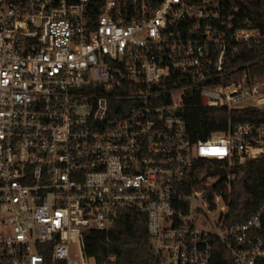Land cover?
Instances as JSON below:
<instances>
[{
    "label": "built area",
    "instance_id": "1",
    "mask_svg": "<svg viewBox=\"0 0 264 264\" xmlns=\"http://www.w3.org/2000/svg\"><path fill=\"white\" fill-rule=\"evenodd\" d=\"M263 43L227 0H0V264H98L85 232L130 210L160 264H209L213 238L261 264L264 205L227 215L264 123L194 140L183 109L264 110V72L236 63Z\"/></svg>",
    "mask_w": 264,
    "mask_h": 264
},
{
    "label": "trees",
    "instance_id": "2",
    "mask_svg": "<svg viewBox=\"0 0 264 264\" xmlns=\"http://www.w3.org/2000/svg\"><path fill=\"white\" fill-rule=\"evenodd\" d=\"M240 9L243 20L257 25L264 24V0H227ZM256 62L255 72H264V43L259 48L243 46V54L236 63L246 65ZM188 131L194 140L205 139L212 132L227 131L238 124L264 123V110L244 108L229 110L227 107H207L199 96L187 100L183 109ZM217 162L200 160V167L214 166ZM264 205V156L247 160L237 169L232 185L231 201L227 215L229 225L246 222ZM259 236L264 241L263 226ZM110 240V242H109ZM213 257L209 264H235L232 251L217 238H213ZM86 250L98 264H105L107 256L116 255V264H160L153 252L148 232L147 216L130 210L116 220L109 233L89 230L85 232ZM264 264V258L261 260Z\"/></svg>",
    "mask_w": 264,
    "mask_h": 264
},
{
    "label": "water",
    "instance_id": "3",
    "mask_svg": "<svg viewBox=\"0 0 264 264\" xmlns=\"http://www.w3.org/2000/svg\"><path fill=\"white\" fill-rule=\"evenodd\" d=\"M219 174L220 175V180L225 178L226 176V171L223 169V168H215V169H209L207 171V174L206 176H214V175H217Z\"/></svg>",
    "mask_w": 264,
    "mask_h": 264
}]
</instances>
